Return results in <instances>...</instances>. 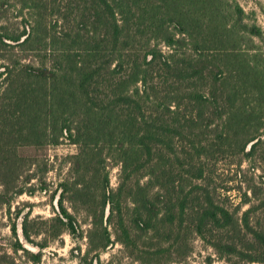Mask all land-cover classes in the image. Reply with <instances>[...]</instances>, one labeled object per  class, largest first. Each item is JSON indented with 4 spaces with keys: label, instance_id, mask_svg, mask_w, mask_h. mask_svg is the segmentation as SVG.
<instances>
[{
    "label": "trees",
    "instance_id": "trees-1",
    "mask_svg": "<svg viewBox=\"0 0 264 264\" xmlns=\"http://www.w3.org/2000/svg\"><path fill=\"white\" fill-rule=\"evenodd\" d=\"M11 1L19 4V0H0V19L6 4ZM20 1L24 8L26 4L28 10L34 11L33 24H25L20 33L0 24V61H4L0 64V185L8 188L14 175L21 177L26 161L20 148H39L48 142L58 145L60 138L67 135L83 145L84 151L99 152L102 145L109 143L116 149L127 178L153 169L151 175L157 181L153 186L171 188L170 194L182 195L178 204L179 216L183 219L189 201L199 200V197L192 200L191 196L201 186L196 184L189 192L177 191L179 174L170 166L172 156L179 159L174 152L176 139L187 137L192 125L193 131L199 127L210 131L214 125L219 126L215 122L220 119L224 124L232 122L235 125L245 156L250 157L258 151L261 140L253 123L264 121V98L260 100L254 96L252 89L256 86H252V82L258 77L264 79V75L254 72L257 77H252L249 74L245 60L248 49H244L243 44L263 34L258 26L246 22V13L237 2ZM61 3L64 14L59 8L53 10L54 5L61 8ZM37 11L50 14L41 15ZM47 17L56 23L63 21L75 26L55 41V25H44ZM153 42L165 43L173 49L188 42L193 48V66L184 69L173 56L164 58ZM59 43L64 47L61 50L55 48ZM16 49L21 53H34V60L25 62L26 58L14 56ZM183 63L186 62L183 60ZM163 74L171 77L170 82L163 79L155 83L156 77H163ZM209 79L213 84L211 94L192 92L197 81L209 82ZM161 86L166 88L164 96ZM262 94L263 91L257 95ZM163 97L168 102H163ZM186 100L193 103L197 113L192 114L187 108L184 112L177 108L172 110L174 103L182 108ZM251 100L262 104L258 111ZM76 116L81 120L74 132L72 125ZM217 138L223 141L226 136L219 132ZM251 142L255 143L251 151H247ZM205 150L204 146L193 143V151L198 157L204 155ZM165 176L167 185L161 184ZM203 176L204 169L200 167L196 178ZM24 187L20 186L18 195L24 193ZM103 189V209L111 204L124 241H132L121 203L110 194L108 178ZM168 202L173 204V198ZM260 207L264 209V200ZM254 211V208L247 210L240 224L229 210L217 205L207 193L205 204L197 212L196 229L201 236L208 227L226 232V239L222 237L215 244L219 254L237 256L251 264L264 263V224L251 223ZM148 212L150 216L152 208H148ZM174 216L170 213V222ZM19 218L23 219L20 226L18 222L11 226L14 246H17L15 252L20 249L29 253L21 241L22 236L33 243L29 213ZM56 221L76 231L73 216L62 204ZM136 222L138 226L143 223V230L149 231L150 218L143 220L140 213ZM109 242L108 237L106 243ZM3 258L16 264L7 253L0 255V262Z\"/></svg>",
    "mask_w": 264,
    "mask_h": 264
},
{
    "label": "rangeland",
    "instance_id": "rangeland-1",
    "mask_svg": "<svg viewBox=\"0 0 264 264\" xmlns=\"http://www.w3.org/2000/svg\"><path fill=\"white\" fill-rule=\"evenodd\" d=\"M230 1L237 2L244 9L249 25H256L262 31V37L244 43L243 48L248 49L245 60L249 74L252 77H257L254 72L264 75V0ZM18 2L19 4L14 1L6 4L0 24L20 33L25 24H33L35 13L28 10L26 4L24 8L20 0ZM61 4V8L54 5L53 10L59 8L61 14H64V4ZM36 13L50 14L45 11ZM44 25H55V41L61 38L63 32L75 26L74 23L63 21L56 23L51 17H47ZM155 45H158L164 58L173 56L181 68L193 66V48L188 42L174 47L175 49L162 42H153V46ZM55 48L61 50L64 47L59 43ZM14 52V56L26 58L25 62L35 58L34 53H21L18 49ZM183 60L186 63H183ZM3 62L0 61V64ZM163 79L170 82L171 77L163 74V77H156L155 83ZM263 80L258 77L256 82H252V86H256L252 89L254 96L260 100L264 98ZM161 90L164 96L166 88L161 86ZM193 91L211 94L212 80L197 81L192 86ZM262 91L263 94L258 97L257 94ZM163 102L168 101L163 97ZM251 103L257 111L258 106H262L259 101L251 100ZM185 105L181 108L174 103L172 110L177 108L180 109L179 112H184L187 108L192 114L198 112L188 100ZM80 120V117H74V132ZM216 123L219 126L214 125L210 131L204 127L193 131L192 125L186 133L187 137L175 140L174 152L179 159L172 156L173 164L170 163V166L179 174L177 191L183 189L189 192L196 184L201 186L191 196L192 200L195 197H199V200L189 201L183 219L179 216L178 204L182 195L170 194L171 188L161 189L153 186V183L157 182L151 175L153 169L125 177L117 151L111 148L109 143L102 145V151L99 152L84 151L83 145L64 135L58 145L48 142L39 148H20V154L26 161L21 177L14 175L8 188L0 185V255H11L16 264H33L30 262L32 253H38L40 250L42 257L38 264H251L237 256L219 254L215 244L222 237L226 239V232L213 231L208 227L201 236L196 229V217L205 204V196L208 193L217 205L229 210L240 224L244 213L250 208L255 209L251 214V223L264 224V209L260 207V202L264 200V121L253 123L258 129L261 143L256 154L250 157L242 153L235 125L232 122L224 124L220 119L216 120ZM219 132H224L225 140L217 138ZM255 142L247 145V151H251ZM193 143L196 146H204L205 154L198 157L193 151ZM163 164L166 168L164 160ZM200 167L204 169V176L197 179ZM106 178L109 180L110 194L118 199L122 206L123 219L132 237V241L127 243L118 225L117 214L111 211V204L108 203L104 209L102 207ZM28 179L30 181H27ZM167 183L168 178L165 176L161 184ZM63 184H66V187H63ZM20 186H25L22 195L17 193ZM171 197L173 204L168 202ZM60 204L73 216L76 231L73 232L56 221L60 214ZM148 208H152L150 216ZM28 213L33 243L27 242L21 236L23 245L30 247V252L26 255L20 249L15 252L17 246H14L11 226L16 222L20 226L23 219L19 217ZM140 213L143 220L150 218L149 231L143 230V223L137 225ZM170 213L175 215L172 222L168 219ZM108 237L110 242L106 243ZM160 250L163 251L156 255ZM150 254H154L153 257H150ZM6 259L3 258L0 264H11Z\"/></svg>",
    "mask_w": 264,
    "mask_h": 264
},
{
    "label": "flooded vegetation",
    "instance_id": "flooded-vegetation-1",
    "mask_svg": "<svg viewBox=\"0 0 264 264\" xmlns=\"http://www.w3.org/2000/svg\"><path fill=\"white\" fill-rule=\"evenodd\" d=\"M24 248H25V246H24ZM25 249H27V248H25ZM27 251H29V250L27 249ZM29 252H30V251H29ZM25 254L28 255L27 252H25ZM32 256L40 257V259H39L38 261H35L33 258H32V260L30 261V262L33 263V264H38V263H40V261H41L42 251L40 250L38 253H32Z\"/></svg>",
    "mask_w": 264,
    "mask_h": 264
},
{
    "label": "water",
    "instance_id": "water-1",
    "mask_svg": "<svg viewBox=\"0 0 264 264\" xmlns=\"http://www.w3.org/2000/svg\"><path fill=\"white\" fill-rule=\"evenodd\" d=\"M24 246H26L27 249H30V247H28L29 245H25V244H24Z\"/></svg>",
    "mask_w": 264,
    "mask_h": 264
}]
</instances>
